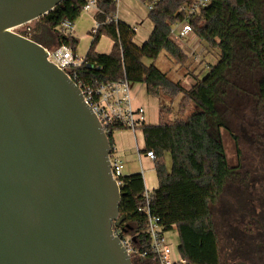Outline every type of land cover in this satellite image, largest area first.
Returning <instances> with one entry per match:
<instances>
[{
  "label": "trees",
  "instance_id": "obj_1",
  "mask_svg": "<svg viewBox=\"0 0 264 264\" xmlns=\"http://www.w3.org/2000/svg\"><path fill=\"white\" fill-rule=\"evenodd\" d=\"M148 6L151 0H138ZM159 0L148 10L152 31L145 42L136 44L134 27L116 18V0H97L94 19L99 26L91 43L70 78L80 88L94 83L125 79L142 84L148 96L158 100V123L143 125V153L154 154L157 187L144 197L140 173L121 175L120 213L124 225L113 227L115 235L131 247L133 254L160 262L153 252L147 233L148 216L158 219L159 235L175 231L178 237V260L182 264H221L219 242L211 209L231 174L223 147V127L217 106H226L234 86L235 72L246 67L259 71V92L264 100V0ZM84 0H64L38 21L54 32L57 46L72 49L77 40L58 31L63 21L73 22L83 13ZM188 24L202 50L200 57L187 52L172 37L175 27ZM102 36L112 41L108 54L95 47ZM31 39L34 40L32 37ZM169 64L165 72L155 65L160 56ZM215 62L206 66V56ZM205 58V60H204ZM204 66L207 71L204 75ZM169 70L178 79L167 76ZM189 78L185 87L179 79ZM173 114L172 120L166 116ZM113 129L107 134L114 153ZM169 155L170 165L165 162ZM176 264H181L177 262Z\"/></svg>",
  "mask_w": 264,
  "mask_h": 264
},
{
  "label": "water",
  "instance_id": "obj_2",
  "mask_svg": "<svg viewBox=\"0 0 264 264\" xmlns=\"http://www.w3.org/2000/svg\"><path fill=\"white\" fill-rule=\"evenodd\" d=\"M64 0H0V264H132L112 149L45 46L8 29Z\"/></svg>",
  "mask_w": 264,
  "mask_h": 264
},
{
  "label": "flooded vegetation",
  "instance_id": "obj_3",
  "mask_svg": "<svg viewBox=\"0 0 264 264\" xmlns=\"http://www.w3.org/2000/svg\"><path fill=\"white\" fill-rule=\"evenodd\" d=\"M49 36H42L45 47L49 45ZM251 69L246 67L235 72L234 86L228 96L230 114L233 115L235 123H229L231 127H228L226 117L220 114L223 128L234 143L236 159V164L231 166V174L223 193L217 201L218 208L215 213L211 210L221 264H264V100L258 87L261 73ZM245 83L247 85H243ZM249 115L263 120L259 131L245 128L247 122L253 120ZM256 123H259L258 120L254 121V125ZM250 124L253 126L252 121ZM238 126L246 143H256L253 163L248 167L244 163L248 156L240 151V135L235 134L238 128L235 133L233 129ZM137 259L139 264H158L140 256Z\"/></svg>",
  "mask_w": 264,
  "mask_h": 264
},
{
  "label": "rangeland",
  "instance_id": "obj_4",
  "mask_svg": "<svg viewBox=\"0 0 264 264\" xmlns=\"http://www.w3.org/2000/svg\"><path fill=\"white\" fill-rule=\"evenodd\" d=\"M117 13L121 21L129 23L130 25H133L132 27L134 28L136 27L137 31H136V36L134 38V42L138 45L141 44L140 42H143L146 39V37H148V35L150 34V30L152 27L151 22L147 19L148 9L146 5L142 4L138 0H119L118 7H117ZM262 13H263V26H264V9ZM134 23H137V24H134ZM29 27L32 30L31 36L34 39L35 38L43 39L42 36L44 34H42L43 31L41 30L43 25L38 20L31 22L29 24ZM95 28H96V22L94 19L93 11L81 13L80 16L73 22L72 30L69 32V35H71L74 39L77 40V45H76L75 52H74V55L76 54L75 58L77 61H80L85 56L86 51L88 50L90 43H91V39H92L91 35ZM111 47H112L111 39L108 38L107 36H102L95 47V51L99 54H108L111 50ZM183 47L185 48V46ZM191 48H192L191 53L193 52V49H195L193 53L197 55V58L198 57L201 58L200 55H201L202 50L198 47V45L196 46L192 45ZM69 50L73 54L72 49H69ZM205 58H204L205 61L202 62V65L206 66L207 65L206 62L208 64H213V62H215L214 55L212 56L209 55V56H206ZM155 65L157 66V68H159L163 72H165L167 68H169L168 62L162 55L158 58V60H156ZM206 71H207V68L204 69L202 75H204ZM167 76L172 80L178 79V77H176V73H174L173 70H169V72L167 73ZM179 79L181 81L183 80L181 78ZM183 81H184L183 85L187 87L188 85H185L186 80H183ZM243 85H247V83ZM130 92H131V96L133 98L134 104L136 106L142 107L145 110L146 124L156 125L158 123V100L156 98L148 96L145 92V87L142 84H130ZM228 102L226 106L225 105L219 106V107L217 106V110L220 114L221 113L223 114L224 118L226 117L225 122L228 123L227 124L228 127H231V124L229 123H232V122L235 123V122H234L233 115L230 114L231 106H230V103ZM250 117H251L250 119H253V120H249L250 122L252 121L253 126H251L250 122L248 121L245 128L249 129L250 127V128L257 129L259 131V129L262 128L261 125H262L263 120L257 119L256 117H252V116ZM172 118H173V114H169L166 116L167 120H172ZM256 120H258L259 123H256V125H254V121ZM236 128H238V131L235 133ZM233 129H234V133L237 136L240 135L239 136L240 137L239 147H240L241 153L243 155L248 156V159L244 160V163H246V166L248 167L253 163L252 157L254 155V149L256 147V143L253 142L254 140L252 141L253 143H246L243 140V138L241 137V130H239L240 126L235 127ZM134 134L133 132L128 131V130H119V131H114L112 136L115 137L116 139L118 138V140L124 147L132 146L133 148L132 157L133 158L131 157L130 159H128L129 160L128 164H131L132 166H134L135 168L134 170L137 173H141V169L144 170L146 165H148L149 167H152L153 162L149 160L148 158H146L143 153H140V163L141 164H139L137 150L138 148L139 149L143 148L142 146L143 136L140 130H136ZM220 135H223V137L221 136V139H222L223 147L225 150L227 163L230 166H234L236 164L234 143L232 142L231 137L228 135V133L223 127L220 129ZM259 141L262 143L261 139ZM136 143L138 145L137 148H136ZM113 154H115L116 157H119L118 155H120L119 153H116V152H114ZM119 160H122V159L119 158ZM165 160H166L165 162L167 163V165H170L169 155L165 156ZM123 161H125V159H123ZM122 172H125V169ZM217 208H218V205L216 203L214 206H212L211 210L215 213ZM129 225L134 229V225H131V224ZM163 236H164L166 245L170 250L168 258L172 262L177 261L178 259V250H177L178 237H177L176 232L170 231V232L165 233ZM128 248H129L128 250L131 256L132 264H139V260L137 259L138 256L132 254V249L130 246ZM155 262L160 264V262L158 261H155Z\"/></svg>",
  "mask_w": 264,
  "mask_h": 264
},
{
  "label": "built area",
  "instance_id": "obj_5",
  "mask_svg": "<svg viewBox=\"0 0 264 264\" xmlns=\"http://www.w3.org/2000/svg\"><path fill=\"white\" fill-rule=\"evenodd\" d=\"M158 1L159 0H151L150 4L146 6L147 9H152L154 4H156ZM116 2L118 4V0H116ZM205 3H207V0H199L198 5L204 6ZM96 4L97 0H84L83 11H93L96 13ZM29 24L30 23L20 25L8 29V31L26 39H31L32 30L29 27ZM72 26L73 24L71 22L63 21V23L59 26L58 31L63 35H69V32L72 30ZM98 26L99 25L96 24V28ZM96 28L94 29L93 33H95ZM190 35L191 28L188 24L179 25L175 27V30L172 31L173 40L181 47L184 46V41ZM45 51L47 55V61L49 63L56 66L69 78L70 76L74 77L72 68L79 66L82 60L77 61L75 55L64 46L45 47ZM77 87L80 89L84 100L92 109L101 125L103 132L106 135L109 134L113 129L128 130L134 134L136 130H139L140 127L146 124L145 110L133 103V98L130 92V84L125 79H119L113 82L101 84L94 83L93 86L87 85L82 86V88L77 85ZM145 156L149 160L154 161V154L152 151L145 153ZM110 164L112 177L119 186V177L122 175L123 165L119 159L113 156V154L110 157ZM144 197L146 200L148 199L147 192H145ZM157 222V218L148 216L147 233L151 238V247L153 252L160 259V264H176L177 262L182 264L183 261L181 260L177 259V261L172 262L168 258L170 250L166 245L164 236L159 235L160 229ZM124 245L128 250L129 246L127 243H124ZM141 257L143 258L144 254L141 255ZM152 261H155V258H153Z\"/></svg>",
  "mask_w": 264,
  "mask_h": 264
},
{
  "label": "crops",
  "instance_id": "obj_6",
  "mask_svg": "<svg viewBox=\"0 0 264 264\" xmlns=\"http://www.w3.org/2000/svg\"><path fill=\"white\" fill-rule=\"evenodd\" d=\"M119 1V0H118ZM117 7H118V4H117ZM116 18L118 19V20H120V18H119V15H118V13H116ZM121 21V20H120ZM126 23V22H125ZM126 24H128V25H130L129 23H126ZM134 24H137V23H134ZM130 26H133V25H130ZM135 29V32L137 31L136 30V27L134 28ZM42 31H43V33L42 34H46V35H50L49 36V45H48V47H55V46H57V40H56V36H55V34H54V32H52L51 30H49L48 28H46L45 26H43L42 27V29H41ZM151 31H152V27H151V30H150V33H151ZM150 35V34H149ZM149 35H148V37H149ZM136 36V35H135ZM148 37H146V39L143 41V42H145L146 40H147V38ZM34 40H36V41H38L39 43H41V44H43L42 43V39L41 38H35ZM143 42H140L141 44L143 43ZM192 45H198L197 44V40L194 38V36L193 35H190L185 41H184V46H185V50L187 51V52H189V53H191V47H192ZM194 50L195 49H193V52H194ZM192 52V53H193ZM76 55V54H75ZM83 59V58H82ZM81 59V60H82ZM183 80H186V84L185 85H188L187 87H190L192 84H193V82H192V80L191 79H189V78H185V79H183ZM182 80V81H183ZM188 81H190V82H188ZM183 83H184V81H183ZM133 103H134V101H133ZM135 135V134H134ZM222 137H223V135H221ZM113 143H114V152H116V153H119L120 155H118L119 157H116L115 156V154H113L114 155V157L115 158H117V159H122V160H120L121 161V163H122V165H123V169H122V171L125 169V172H122V175H132V174H136L137 172L134 170L135 168H134V166H132L131 164H128V162H129V160L128 159H130L131 157H132V151H133V148H132V146H130V147H124L121 143H120V141L118 140V138L116 139L115 137H113ZM121 146V147H120ZM143 148L142 149H139L138 148V154H137V156H138V159H139V164H141L140 163V153H143L142 151H143V149H144V141H143ZM138 147V145H137V143H136V148ZM144 154V153H143ZM144 156H145V154H144ZM146 157V156H145ZM133 158V157H132ZM147 158V157H146ZM123 159H125V161H123ZM123 161V162H122ZM153 162V161H152ZM229 165V164H228ZM141 175H142V178H143V183H144V188H145V191L146 192H150V191H152L153 189H155L156 187H157V178H156V174H155V170H154V162H153V165H152V167H149L148 165H146L145 166V168H144V170H142L141 169V173H140Z\"/></svg>",
  "mask_w": 264,
  "mask_h": 264
}]
</instances>
